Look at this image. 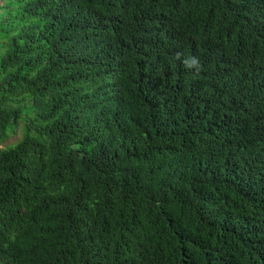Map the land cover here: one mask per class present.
Returning <instances> with one entry per match:
<instances>
[{
  "label": "trees",
  "instance_id": "1",
  "mask_svg": "<svg viewBox=\"0 0 264 264\" xmlns=\"http://www.w3.org/2000/svg\"><path fill=\"white\" fill-rule=\"evenodd\" d=\"M19 127L0 264H264V0H0Z\"/></svg>",
  "mask_w": 264,
  "mask_h": 264
},
{
  "label": "rangeland",
  "instance_id": "2",
  "mask_svg": "<svg viewBox=\"0 0 264 264\" xmlns=\"http://www.w3.org/2000/svg\"><path fill=\"white\" fill-rule=\"evenodd\" d=\"M22 137H23V128L19 127L17 129L16 134H12L11 137L6 142L0 143V149L6 148L10 145H14L18 141H20L22 139Z\"/></svg>",
  "mask_w": 264,
  "mask_h": 264
},
{
  "label": "clouds",
  "instance_id": "3",
  "mask_svg": "<svg viewBox=\"0 0 264 264\" xmlns=\"http://www.w3.org/2000/svg\"><path fill=\"white\" fill-rule=\"evenodd\" d=\"M182 63L187 69L195 68L197 71L199 70V61L196 57H187L182 61Z\"/></svg>",
  "mask_w": 264,
  "mask_h": 264
}]
</instances>
